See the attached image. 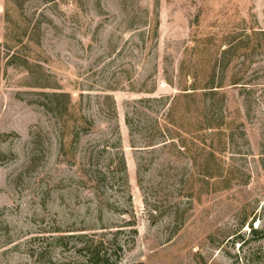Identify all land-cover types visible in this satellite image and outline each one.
I'll return each instance as SVG.
<instances>
[{
  "label": "rangeland",
  "instance_id": "rangeland-1",
  "mask_svg": "<svg viewBox=\"0 0 264 264\" xmlns=\"http://www.w3.org/2000/svg\"><path fill=\"white\" fill-rule=\"evenodd\" d=\"M0 22V264H264V0Z\"/></svg>",
  "mask_w": 264,
  "mask_h": 264
},
{
  "label": "trees",
  "instance_id": "trees-1",
  "mask_svg": "<svg viewBox=\"0 0 264 264\" xmlns=\"http://www.w3.org/2000/svg\"><path fill=\"white\" fill-rule=\"evenodd\" d=\"M10 1H12V0H5V5H4V8H5V6H6V4L8 3V2H10ZM2 45H1V43H0V47H1ZM219 85H216V86H210V88L211 87H218ZM212 89V88H211ZM211 91H216V90H211ZM65 95H67V96H69V98H71L72 97V94L71 93H69V92H63ZM73 99V98H72ZM72 101V100H71ZM69 120V119H68ZM86 123L87 124H90V125H92L93 126V122L92 121H90V120H88L87 118H86ZM71 122V121H70ZM66 125H71V126H74L75 127V125L76 124H72V122H71V124H67L66 123ZM119 157H120V159H121V162L123 163V165H124V167L126 168V159H125V156H124V153H122L121 151H120V154H119ZM253 221H255V217L254 218H252V220L250 221V226H251V228H252V231L253 232H256V231H258L259 230V227H254L253 226Z\"/></svg>",
  "mask_w": 264,
  "mask_h": 264
},
{
  "label": "crops",
  "instance_id": "crops-1",
  "mask_svg": "<svg viewBox=\"0 0 264 264\" xmlns=\"http://www.w3.org/2000/svg\"><path fill=\"white\" fill-rule=\"evenodd\" d=\"M4 5H5V0H0V12L4 9ZM4 39V30L2 27V23L0 22V43L3 41Z\"/></svg>",
  "mask_w": 264,
  "mask_h": 264
}]
</instances>
